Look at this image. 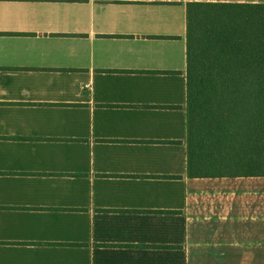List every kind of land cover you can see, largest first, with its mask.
Segmentation results:
<instances>
[{
	"label": "crops",
	"instance_id": "obj_1",
	"mask_svg": "<svg viewBox=\"0 0 264 264\" xmlns=\"http://www.w3.org/2000/svg\"><path fill=\"white\" fill-rule=\"evenodd\" d=\"M0 0V264H264V175H187L186 4Z\"/></svg>",
	"mask_w": 264,
	"mask_h": 264
},
{
	"label": "trees",
	"instance_id": "obj_2",
	"mask_svg": "<svg viewBox=\"0 0 264 264\" xmlns=\"http://www.w3.org/2000/svg\"><path fill=\"white\" fill-rule=\"evenodd\" d=\"M187 175H264V3L186 4Z\"/></svg>",
	"mask_w": 264,
	"mask_h": 264
}]
</instances>
